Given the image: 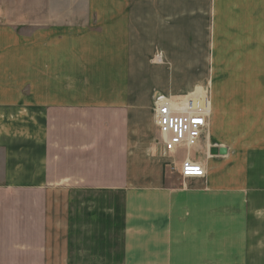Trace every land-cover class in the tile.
Segmentation results:
<instances>
[{"label":"crops","instance_id":"crops-1","mask_svg":"<svg viewBox=\"0 0 264 264\" xmlns=\"http://www.w3.org/2000/svg\"><path fill=\"white\" fill-rule=\"evenodd\" d=\"M0 264H264V0H0Z\"/></svg>","mask_w":264,"mask_h":264},{"label":"built area","instance_id":"built-area-1","mask_svg":"<svg viewBox=\"0 0 264 264\" xmlns=\"http://www.w3.org/2000/svg\"><path fill=\"white\" fill-rule=\"evenodd\" d=\"M210 100L205 94L187 96L183 101L159 99L155 106V123L161 142L167 153L185 146L193 148L208 128ZM181 177L202 178L205 169L198 163L186 160L182 164Z\"/></svg>","mask_w":264,"mask_h":264},{"label":"rangeland","instance_id":"rangeland-1","mask_svg":"<svg viewBox=\"0 0 264 264\" xmlns=\"http://www.w3.org/2000/svg\"><path fill=\"white\" fill-rule=\"evenodd\" d=\"M205 90H206V88H205ZM205 90L203 91V93L205 94ZM201 91V90H200ZM200 91H198V93L195 91V92H193L192 94H188L187 96H190V95H194V94H200ZM202 92V91H201ZM187 96H185V97H179V98H186ZM176 100V99H175ZM177 101H183V100H177Z\"/></svg>","mask_w":264,"mask_h":264},{"label":"bare ground","instance_id":"bare-ground-1","mask_svg":"<svg viewBox=\"0 0 264 264\" xmlns=\"http://www.w3.org/2000/svg\"><path fill=\"white\" fill-rule=\"evenodd\" d=\"M191 178H196V177H191Z\"/></svg>","mask_w":264,"mask_h":264},{"label":"water","instance_id":"water-1","mask_svg":"<svg viewBox=\"0 0 264 264\" xmlns=\"http://www.w3.org/2000/svg\"><path fill=\"white\" fill-rule=\"evenodd\" d=\"M214 153H215V151H214Z\"/></svg>","mask_w":264,"mask_h":264}]
</instances>
